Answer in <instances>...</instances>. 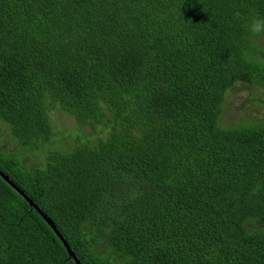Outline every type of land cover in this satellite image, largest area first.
Listing matches in <instances>:
<instances>
[{"label":"trees","instance_id":"16d2710c","mask_svg":"<svg viewBox=\"0 0 264 264\" xmlns=\"http://www.w3.org/2000/svg\"><path fill=\"white\" fill-rule=\"evenodd\" d=\"M254 17L264 0H0V169L82 264H264V116L222 121L264 90ZM0 264H77L1 174Z\"/></svg>","mask_w":264,"mask_h":264},{"label":"rangeland","instance_id":"374dc122","mask_svg":"<svg viewBox=\"0 0 264 264\" xmlns=\"http://www.w3.org/2000/svg\"><path fill=\"white\" fill-rule=\"evenodd\" d=\"M255 90L261 91L260 88L256 89L253 87H245V88L236 87V89L232 91V93L227 94L226 101L224 103V110L222 112L223 123L225 124L238 123L240 120L246 117L261 118L264 116V107L258 102V99H256V97L260 99L264 90L262 88V93L260 95L253 96L252 95L253 92L255 94L257 93V91ZM54 116H55V122L57 123L54 129L55 133H58V131L62 129V126L69 125L70 127H74L75 125V120L73 118L65 116V118L63 119L64 115L61 114L60 112H55ZM83 129L87 131L88 127H84ZM6 131H8V128L7 127L4 128L3 131V125L0 124V139L6 140L5 144H7L12 149V151H17L16 150L17 143L13 141L11 138H6L5 135ZM74 139H76V135H74ZM58 144L61 145V142H58ZM43 159H44L43 153L30 154L26 158H24V161L26 162L27 165L37 166L42 162Z\"/></svg>","mask_w":264,"mask_h":264},{"label":"water","instance_id":"95a60500","mask_svg":"<svg viewBox=\"0 0 264 264\" xmlns=\"http://www.w3.org/2000/svg\"><path fill=\"white\" fill-rule=\"evenodd\" d=\"M0 174L1 176L8 181L18 192H20L23 197L29 202L30 205H34L36 207V209L41 213V216L44 218V220L48 223V225L53 229V231L55 232V234L57 235V237L59 238V240L64 244L69 257L74 259V261H76L77 264H82L78 258V256L76 255V253L74 252V250L72 249L71 245L68 243V241L66 240L65 236L63 235V233L58 229V227L55 225L54 221L51 219V217H49L45 212H43L38 205L34 202L33 199H31L25 192L24 190H22L20 187H18L10 178L9 176H7L6 174H4V172L0 169Z\"/></svg>","mask_w":264,"mask_h":264},{"label":"clouds","instance_id":"9594fccd","mask_svg":"<svg viewBox=\"0 0 264 264\" xmlns=\"http://www.w3.org/2000/svg\"><path fill=\"white\" fill-rule=\"evenodd\" d=\"M249 31L252 34L264 36V17H254L249 25Z\"/></svg>","mask_w":264,"mask_h":264},{"label":"flooded vegetation","instance_id":"af4514ba","mask_svg":"<svg viewBox=\"0 0 264 264\" xmlns=\"http://www.w3.org/2000/svg\"><path fill=\"white\" fill-rule=\"evenodd\" d=\"M53 230V229H52ZM54 232V231H53Z\"/></svg>","mask_w":264,"mask_h":264}]
</instances>
